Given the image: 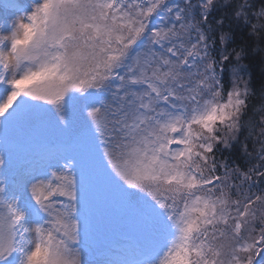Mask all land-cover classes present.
Returning <instances> with one entry per match:
<instances>
[{"label":"snow or ice","instance_id":"obj_1","mask_svg":"<svg viewBox=\"0 0 264 264\" xmlns=\"http://www.w3.org/2000/svg\"><path fill=\"white\" fill-rule=\"evenodd\" d=\"M262 184L264 0H0V264H264Z\"/></svg>","mask_w":264,"mask_h":264},{"label":"trees","instance_id":"obj_2","mask_svg":"<svg viewBox=\"0 0 264 264\" xmlns=\"http://www.w3.org/2000/svg\"><path fill=\"white\" fill-rule=\"evenodd\" d=\"M255 73H256V75L258 76L259 75V72H260V65L259 64H256V65H254V67H253V69H252ZM225 156H227L228 154L227 153H225L224 154ZM233 159H235V158H233ZM236 163H241L239 160H236ZM245 165L244 164H241V167H244ZM261 187H264V184H262L261 185ZM253 191H258V189H253Z\"/></svg>","mask_w":264,"mask_h":264}]
</instances>
